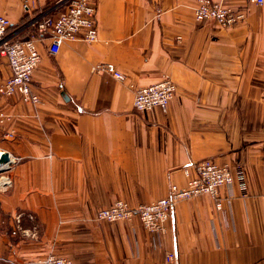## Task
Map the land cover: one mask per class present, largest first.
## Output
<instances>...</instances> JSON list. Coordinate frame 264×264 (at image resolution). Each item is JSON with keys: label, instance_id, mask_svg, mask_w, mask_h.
<instances>
[{"label": "crops", "instance_id": "1", "mask_svg": "<svg viewBox=\"0 0 264 264\" xmlns=\"http://www.w3.org/2000/svg\"><path fill=\"white\" fill-rule=\"evenodd\" d=\"M56 0H34L38 9ZM246 19L233 28L195 20L196 0H97L98 40L39 45L34 107L0 95V150L19 159L0 192V264L51 253L74 264H264V6L218 0ZM17 25L21 0H0ZM114 64L117 81L92 72ZM0 58V84L11 77ZM170 77L167 111L137 112L136 88ZM212 160L243 170L220 189L177 204L164 233L138 218L98 221L118 200L137 208L186 186L183 169ZM36 234L13 235L18 225ZM174 260H167L169 252Z\"/></svg>", "mask_w": 264, "mask_h": 264}, {"label": "built area", "instance_id": "2", "mask_svg": "<svg viewBox=\"0 0 264 264\" xmlns=\"http://www.w3.org/2000/svg\"><path fill=\"white\" fill-rule=\"evenodd\" d=\"M27 16L22 23L13 25L8 17L0 15V58L6 60L11 68V77L0 84V95L21 99L34 107L42 104L40 96L33 90V75L41 62L39 45H48V52L56 56L66 42L82 40L93 43L98 40L97 0H56L49 7L38 9L34 0H21ZM257 6H264V0H246ZM194 17L197 22H216L222 28H233L246 19V14L218 0H196ZM92 72L108 75L117 81H124L125 75L112 63L100 62L92 66ZM176 95V85L167 77L158 84L136 88L134 108L137 112L160 108L167 111ZM10 115L0 112V128L10 121ZM1 151L0 157V192H6L13 186L12 172L19 159L7 151ZM8 154L5 162L2 157ZM187 180L186 186L172 185L169 195L150 204L137 208L118 200L111 206L98 211L97 220L121 222L133 218L141 221L145 230L151 233H164L172 212L177 204L200 195L211 197L218 210L222 207L220 189L231 187L238 176L242 191H246L243 170L236 172L229 166H220L212 160L195 162L183 169ZM18 225L13 235L21 233L24 237L34 238L36 234L23 230ZM167 260H174V252H169ZM24 264H74L73 260L51 253L37 262Z\"/></svg>", "mask_w": 264, "mask_h": 264}, {"label": "water", "instance_id": "3", "mask_svg": "<svg viewBox=\"0 0 264 264\" xmlns=\"http://www.w3.org/2000/svg\"><path fill=\"white\" fill-rule=\"evenodd\" d=\"M2 160L5 161V162H8V160H9V156H8V154H5V155L2 157Z\"/></svg>", "mask_w": 264, "mask_h": 264}, {"label": "bare ground", "instance_id": "4", "mask_svg": "<svg viewBox=\"0 0 264 264\" xmlns=\"http://www.w3.org/2000/svg\"><path fill=\"white\" fill-rule=\"evenodd\" d=\"M0 157H1V151H0Z\"/></svg>", "mask_w": 264, "mask_h": 264}, {"label": "trees", "instance_id": "5", "mask_svg": "<svg viewBox=\"0 0 264 264\" xmlns=\"http://www.w3.org/2000/svg\"><path fill=\"white\" fill-rule=\"evenodd\" d=\"M23 21H24V20H22V22H23ZM22 22H21V23H22Z\"/></svg>", "mask_w": 264, "mask_h": 264}]
</instances>
